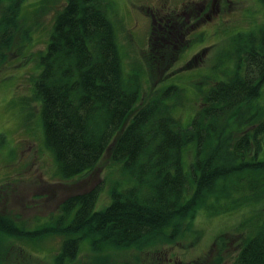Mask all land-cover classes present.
Masks as SVG:
<instances>
[{"label":"trees","instance_id":"1","mask_svg":"<svg viewBox=\"0 0 264 264\" xmlns=\"http://www.w3.org/2000/svg\"><path fill=\"white\" fill-rule=\"evenodd\" d=\"M55 2L41 0L27 25L26 0H0V68L18 36L25 38L23 47L32 41L33 28ZM109 5L64 0L55 7L33 96L25 103L40 105L43 146L60 178L85 175L112 144L111 159L131 183L114 184L101 209L95 205L102 187L74 194L34 230L0 212V264H7L9 241L37 245L57 236L62 242L55 264L74 262L84 246L92 253L90 264H115L112 253L150 252L194 233L200 210L217 214L257 203L262 210L241 223L249 233L230 264H264V22L234 34L210 71L197 72L199 81L165 83L142 102L140 70L123 69ZM164 24L156 28L162 42L177 31L170 18ZM189 90L198 106L185 118ZM189 148L194 159L187 172ZM224 261L219 256L213 264Z\"/></svg>","mask_w":264,"mask_h":264},{"label":"rangeland","instance_id":"2","mask_svg":"<svg viewBox=\"0 0 264 264\" xmlns=\"http://www.w3.org/2000/svg\"><path fill=\"white\" fill-rule=\"evenodd\" d=\"M41 0H26L22 9L25 24L34 21V11ZM42 15L33 28L32 41L22 46L18 36L0 68V212L10 215L27 230H34L56 215L65 199L97 187L96 209L110 203L114 184L127 187L131 179L122 166L111 159V145L96 167L85 175L62 179L56 174L54 157L44 145L39 103L26 98L32 95V78L38 72V54L45 50L53 25L55 7ZM109 15L116 25L117 36L127 74L140 70L142 102L165 83L189 86L199 81L198 71L209 72L221 50L230 48L231 37L251 31L264 22V8L259 0H108ZM175 21L177 31L166 41L156 28ZM166 25V24H164ZM162 25V26H164ZM22 38V39H21ZM158 41L162 44L157 43ZM26 42V41H25ZM185 50V51H184ZM198 77H197V76ZM184 117L197 100L189 90ZM185 169L190 172L193 149L185 153ZM259 158L264 159V148ZM262 210L260 203L209 214L200 210L193 218L194 233L187 232L175 243L150 252L128 250L112 253L115 264H213L217 257L230 264L241 248L248 223ZM62 238L47 237L31 245L9 241L5 262L11 264H55ZM75 261L66 264H90L92 253L82 247Z\"/></svg>","mask_w":264,"mask_h":264}]
</instances>
